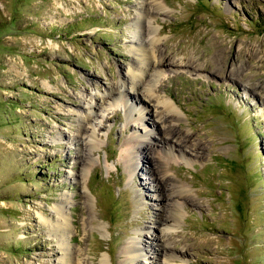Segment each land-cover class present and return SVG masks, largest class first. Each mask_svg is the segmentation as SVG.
Masks as SVG:
<instances>
[{
  "label": "rangeland",
  "instance_id": "1",
  "mask_svg": "<svg viewBox=\"0 0 264 264\" xmlns=\"http://www.w3.org/2000/svg\"><path fill=\"white\" fill-rule=\"evenodd\" d=\"M136 30L157 101L108 100ZM0 264H264V0H0Z\"/></svg>",
  "mask_w": 264,
  "mask_h": 264
},
{
  "label": "bare ground",
  "instance_id": "2",
  "mask_svg": "<svg viewBox=\"0 0 264 264\" xmlns=\"http://www.w3.org/2000/svg\"><path fill=\"white\" fill-rule=\"evenodd\" d=\"M140 12H141V15L136 16V25L135 26L138 27V30L140 28V32H142V30L145 28L146 29H149V28L153 29L151 24L147 27H145V25L142 24V19H143L142 14H143V12H145L146 19H148V23H150V17L152 18V16L154 14L150 10H148L146 7L144 9H141ZM139 34L140 33L137 31V32H135V35L134 34L133 35H134V37H137ZM133 44L135 45L133 53H134L136 63L134 65V67L132 68L130 74H128V78L120 81V84L116 89L117 91H115V89L110 88V90H108V94H107L108 97L106 96V98L108 100L109 99H113V100L116 99L119 101L123 100V102H126L130 98L129 97L130 91L127 88V86H129L131 89L137 90V92H138L139 100L136 102L137 104H141L140 102L143 101V100H140L141 97L139 96L140 92L142 93L143 90H145L148 93L147 96H149V98L151 100L154 99L157 101V98L153 95L154 90H153L152 86L151 85L148 86V85L144 84V81H142V77L143 76L147 77V76H150L154 73H157V72L159 73V71H161L160 69H158L159 65H161V64H159L160 58H157L158 56L154 57V56H156V55H154V52L149 53V54L147 53L143 39L137 37L136 41L134 39ZM150 69H152L151 72H150ZM148 84H149V82H148ZM160 102L164 103V105H165V109L162 111L164 116L169 115V114L175 115L176 113H178V110L176 109L175 103L173 101H171L169 99L168 100L164 99V100H161ZM125 104L127 106V103H125ZM90 108L91 107H89L88 109H90ZM127 109L130 113V111L134 110L135 108L128 105ZM138 110H140V109H138ZM88 115H89V113H88ZM142 116H143V111H140L138 118H136V117L134 118V119H136L135 121H137V119H142ZM176 120H179V119H176ZM172 130H173V128H172ZM141 135L140 134L138 135V132L134 131L130 135V137H128V139L125 141V148L123 151V155H124L125 160L127 161V166H128L130 171H133L137 167V164L135 162H133V160L135 161V157L137 156L136 149L137 150L139 149L138 146L140 145V141L144 140L145 137L147 138V136H148L146 133H142ZM92 138H94V129L92 130V133H90L91 143L93 142ZM163 139L168 145L170 144L169 138L167 136H163ZM88 141H89V138H88ZM91 146L93 147V144ZM166 148H165L164 153L167 154V156H170L171 154L174 155L177 153L176 149H174V144H171L168 146L167 149ZM146 156L148 159L154 160L151 155L146 154ZM180 156H186V152L183 151ZM160 161L163 162L162 164H165L164 163L165 161L163 159L160 158ZM157 169L161 172V175H159V177H158L161 182L167 184L169 180H172V185H174V187L177 186V188L179 190L178 193L182 192L180 189H183L184 192L189 191V188H186V186H187L186 183H183L182 181L177 180V179H173V177L167 175L168 173L166 170L163 169V167L160 166V167H157ZM168 184H171V183H168ZM185 189H186V191H185ZM173 204L175 205V208H176L174 210H178L180 208V205L182 204V198L179 197L177 199H174L172 205ZM59 210H63L62 205H59ZM63 216H65V214H63ZM162 219L167 220L165 216H163V217L159 216L158 220H156V222H161ZM55 221H56L55 230L62 232L65 228V225H66L65 224L66 223L65 217H64V220L63 219L61 220V219H59V217H57L55 219ZM170 229L171 228L168 227V230H170ZM66 248L67 247L65 246L63 249H66ZM143 249H144V247L142 246V243L138 240H132V241L128 242V244L124 247V250H123V255L125 256V258H124L125 261L127 263H132L133 261L136 262L137 257L140 255L139 254L140 250H143ZM162 250H164L163 252H165V253L169 252L170 247H168L167 244H164L162 247ZM154 252H156V254L158 253V251L157 250L155 251V249H154ZM169 256H174V253L173 252L170 253Z\"/></svg>",
  "mask_w": 264,
  "mask_h": 264
}]
</instances>
